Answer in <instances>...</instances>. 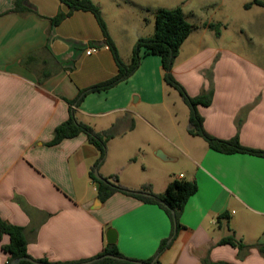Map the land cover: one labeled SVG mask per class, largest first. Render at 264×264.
I'll return each mask as SVG.
<instances>
[{
	"label": "crops",
	"instance_id": "1",
	"mask_svg": "<svg viewBox=\"0 0 264 264\" xmlns=\"http://www.w3.org/2000/svg\"><path fill=\"white\" fill-rule=\"evenodd\" d=\"M15 1L0 0V218L26 230L28 253L37 260L66 263L93 258L102 253L109 229L117 231L116 244L125 257L152 259L173 232L167 213L123 193L102 202L99 184L90 178L99 152L85 134L50 145L55 129L69 119V101L117 74L96 18L78 11L53 26L51 19L68 13L58 0H24L29 12L23 14L13 11ZM92 1L100 6L122 61L129 64L137 40L155 34V17L149 20L148 34L126 39L125 26L111 24L112 13L124 10L123 1ZM247 4L249 15L240 18L238 27L229 13L223 22L207 18L193 24L197 30L184 42L173 74L192 97L213 86L212 105L198 108L209 134L221 140L239 136L243 146L264 151V7L247 9ZM160 8L164 7L156 6L154 11ZM206 23L221 24L220 35L215 36ZM244 38L254 44L255 61L246 55ZM237 42L239 54L232 48ZM90 48L99 51L87 55ZM211 66L214 85L201 76ZM163 76L161 58L147 56L129 80L90 94L76 108V117L102 132L126 113L133 116L139 103L164 105ZM158 134L172 144L175 151L166 155L173 161L156 157L160 146L144 152L142 159L133 158L145 141L140 133H126L108 143V156L99 171L105 178L117 175L131 191L150 184L159 195L173 179L197 182L198 192L181 215L178 237L162 254L160 264H204L205 260L264 264L257 248L245 250L240 259L239 249L218 245L232 230L247 245L264 247V158L222 154L190 134L187 139L175 133L180 144L166 133ZM129 161L135 167L127 170ZM180 162L184 171H167L166 163ZM226 213L229 227H221L218 217ZM9 242L8 236L0 238V264H7L2 246Z\"/></svg>",
	"mask_w": 264,
	"mask_h": 264
},
{
	"label": "trees",
	"instance_id": "2",
	"mask_svg": "<svg viewBox=\"0 0 264 264\" xmlns=\"http://www.w3.org/2000/svg\"><path fill=\"white\" fill-rule=\"evenodd\" d=\"M23 1L24 0L15 1V7L13 9L14 12L21 14L29 12L23 5ZM58 1L68 9V13H59L55 18L51 19L52 25L57 26L73 12L84 11L93 14L105 38L104 44L109 46V49L114 56L117 65V74L104 83L82 90L75 100L69 101L71 106L69 119L55 129L54 138L50 145L56 146L64 140L73 139L81 134H85L88 137L89 143L99 152V159L94 169L90 172L91 180L99 184V199L102 202H105L114 194L123 193L125 195L132 196L143 203L158 205L171 219L173 223V232L170 238L163 240L160 243L156 255L147 261H138L127 258L119 251L117 244L105 243L102 253L93 258L77 262L51 263L47 259L37 260L32 258L28 253L29 242L26 230L22 227L11 225L0 218V238L2 239L4 236H8L10 238L9 244L2 246L3 252L8 255L7 264H82L100 258L102 259L92 264H160V257L171 247L172 243L178 237L182 228L180 223L181 215L190 198L198 192L197 182L194 180L188 181L185 179H173L167 186L165 192L159 195L154 193L150 184L144 185L138 191H131L121 185L117 175H113L108 178L100 175L101 179L99 180L95 176V171L99 170L100 166L107 159L108 143L117 137L133 131L135 129V120L131 114L126 113L125 115L119 117L109 129L102 132H96L91 126L77 119L76 108L80 107L90 94L109 91L122 82L129 80L140 69L143 59L147 56L154 55L161 58L164 71V82L167 86L178 92L184 103L189 108L190 126L188 133L191 136L202 138L208 144L210 149L222 154H248L264 158V151L243 146L239 140V136H236L231 140H221L209 134L204 127L205 120L199 113L198 108L200 106L210 107L212 105L214 97L213 86H211L210 90L207 92H204L197 97H192L187 92L186 88L175 78L173 70L181 48L195 29V26L188 21L182 7L174 9H158L155 14V34L152 37L139 38L133 47L131 62L129 64H125L119 55L114 41L110 37L100 6L95 4L92 0ZM254 5L264 7V0H253L251 3L246 5V8L249 9ZM204 26L213 31L216 36H219L221 33V24L206 23ZM30 60L31 57L26 59V61ZM218 223L221 227L224 224L229 227L230 215L226 213L219 216ZM230 231L231 234L222 238L218 242V245H230L239 249L241 253L239 255L240 259L244 258L242 252L251 248H257L261 254L264 255L263 246L258 244L247 245L242 240L237 239L234 231ZM110 256L115 258H110ZM204 264L226 263H213L210 260H205Z\"/></svg>",
	"mask_w": 264,
	"mask_h": 264
},
{
	"label": "rangeland",
	"instance_id": "3",
	"mask_svg": "<svg viewBox=\"0 0 264 264\" xmlns=\"http://www.w3.org/2000/svg\"><path fill=\"white\" fill-rule=\"evenodd\" d=\"M123 1L122 5L124 10H115L111 16V24H116L125 30V37L128 36L136 37L137 34H148L149 30V20H153L156 12L154 11L156 6H163L167 9H174L177 7L184 8L186 14L188 15V20L192 23L200 25L202 20L207 18H215V21H222L226 13L231 14L232 19L236 20V26L240 24V18L242 16L248 17L249 13L245 10L246 2H252L253 0H120ZM122 23V25H120ZM217 24V23H216ZM194 25V26H195ZM195 26V30L197 27ZM193 31V32H194ZM222 31V27H221ZM212 32V31H211ZM215 35V33L213 32ZM216 36V35H215ZM233 40H235L233 38ZM239 42L232 43V48L238 54L240 53ZM245 52L249 60L255 61V48L254 44L250 41L242 42ZM203 57L199 58L203 61ZM216 64V63H215ZM209 70L203 71L201 76L206 77L209 82H213V67L207 68ZM236 68L233 67V70ZM139 77V76H138ZM136 79V85L140 86V82ZM152 88L155 96V79L152 80ZM165 104L158 105L156 107L147 105L145 103H139L136 106V113L133 114L135 120V129L128 133H140L143 141L141 143L142 150L136 151L133 158L142 159L144 152H151L155 146H160L159 150L167 154L168 150L175 151L172 144L165 140L158 133H166L178 143L177 138L175 139V133H182L187 139H191L188 133L189 129V116L190 111L188 106L184 103L180 95L176 90L169 87L165 83ZM139 94L136 95L138 98ZM112 145L110 146V153L112 151ZM112 155V154H111ZM168 155V154H167ZM108 156V155H107ZM148 162V161H146ZM132 162L129 161L125 165L127 170L135 167L134 165L129 166ZM167 167H170L169 172L179 174V172L184 171L182 168V162L180 163H166ZM129 167V168H128ZM137 167V166H136ZM99 174L100 171L98 170Z\"/></svg>",
	"mask_w": 264,
	"mask_h": 264
},
{
	"label": "water",
	"instance_id": "4",
	"mask_svg": "<svg viewBox=\"0 0 264 264\" xmlns=\"http://www.w3.org/2000/svg\"><path fill=\"white\" fill-rule=\"evenodd\" d=\"M135 101L138 100L137 97L134 98ZM156 157L161 159L162 161H173L174 159L172 158H169L164 152H162L161 150H158L157 153H156ZM95 176L100 180L101 177H100V174L98 172V170L95 171ZM117 237H118V234H117V231L114 230V229H109L106 233V240H107V243L109 244H116L117 243ZM109 258V256H108ZM110 258H115L113 256H110ZM102 258L100 259H96L94 261H90V262H86V263H82V264H92L98 260H101Z\"/></svg>",
	"mask_w": 264,
	"mask_h": 264
},
{
	"label": "built area",
	"instance_id": "5",
	"mask_svg": "<svg viewBox=\"0 0 264 264\" xmlns=\"http://www.w3.org/2000/svg\"><path fill=\"white\" fill-rule=\"evenodd\" d=\"M105 48H106V49H109V46H108V45H105ZM98 51H99V49H96V48H90V49L87 51V55H91V54L96 53V52H98Z\"/></svg>",
	"mask_w": 264,
	"mask_h": 264
}]
</instances>
